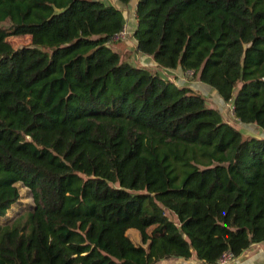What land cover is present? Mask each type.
Returning <instances> with one entry per match:
<instances>
[{"label":"trees","instance_id":"obj_1","mask_svg":"<svg viewBox=\"0 0 264 264\" xmlns=\"http://www.w3.org/2000/svg\"><path fill=\"white\" fill-rule=\"evenodd\" d=\"M115 1L134 3L132 53L262 137L113 49V5L0 0V264H219L264 243V0Z\"/></svg>","mask_w":264,"mask_h":264},{"label":"rangeland","instance_id":"obj_2","mask_svg":"<svg viewBox=\"0 0 264 264\" xmlns=\"http://www.w3.org/2000/svg\"><path fill=\"white\" fill-rule=\"evenodd\" d=\"M105 3H108L110 5H113L114 7L118 8L121 11L123 20H124V28L127 33L125 39L121 41V37L118 36V41H115V45L113 49L119 50V52H124V50L131 51V55L129 57V60L131 63L138 64V65H145L149 70L152 72H157L162 76L163 78L168 79L170 82H172L175 85L182 86L183 81L178 82L177 76H172L171 73L168 71H162L160 69H157L156 66L152 64V62L147 61L142 56L135 55L132 53V50L134 49V41L132 37V32L136 27V21L134 19V10H133V2L128 5H120L117 4L115 0H101ZM9 44L14 48L18 49L23 46H30V38L29 37H10L7 40ZM191 75V74H189ZM185 82H189L188 84L184 85L186 87H191L194 91H197L201 93L207 100V104L209 107H213L217 109V111L220 112L221 116L223 117L224 121L228 123L229 125L233 126L235 129L241 130L244 135L250 134L254 135L255 130L254 127L250 125H241L238 124L237 121L234 119L232 114V109L230 104H224L222 101L219 100V98L215 95V93L210 90L207 87L202 86L201 84H198L196 78H192L191 76L184 77L183 79Z\"/></svg>","mask_w":264,"mask_h":264},{"label":"crops","instance_id":"obj_3","mask_svg":"<svg viewBox=\"0 0 264 264\" xmlns=\"http://www.w3.org/2000/svg\"><path fill=\"white\" fill-rule=\"evenodd\" d=\"M133 10H134V4H133ZM135 45V40L132 38ZM119 51V50H117ZM148 60V58H145ZM171 73L172 76L178 77V82L183 81L182 86L188 84L189 82H185L184 75L182 72L178 69L175 71H168ZM198 84H201L200 82H197ZM204 86L203 84H201ZM178 86V85H177ZM206 87V86H204ZM233 127V126H232ZM256 129V128H254ZM238 130V129H237ZM240 131V130H238ZM254 135L247 134L248 136H254V137H262V132L258 129L255 130ZM156 264H204L202 262L196 261L194 259L190 260H184L181 258H172L168 260H162L159 261ZM229 264H264V243L252 245L247 250H245L239 257L234 258Z\"/></svg>","mask_w":264,"mask_h":264},{"label":"built area","instance_id":"obj_4","mask_svg":"<svg viewBox=\"0 0 264 264\" xmlns=\"http://www.w3.org/2000/svg\"><path fill=\"white\" fill-rule=\"evenodd\" d=\"M126 35V31L123 29V31L118 36L121 37V39H125ZM232 260L233 259L230 255H224L219 264H229Z\"/></svg>","mask_w":264,"mask_h":264}]
</instances>
